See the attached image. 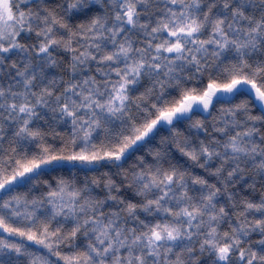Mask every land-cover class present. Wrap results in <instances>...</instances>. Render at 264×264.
Wrapping results in <instances>:
<instances>
[{
    "label": "snow or ice",
    "instance_id": "6c2138e0",
    "mask_svg": "<svg viewBox=\"0 0 264 264\" xmlns=\"http://www.w3.org/2000/svg\"><path fill=\"white\" fill-rule=\"evenodd\" d=\"M0 264H264V0H0Z\"/></svg>",
    "mask_w": 264,
    "mask_h": 264
}]
</instances>
